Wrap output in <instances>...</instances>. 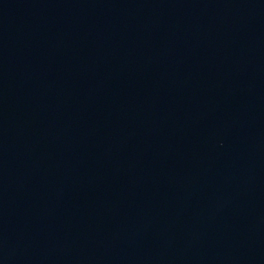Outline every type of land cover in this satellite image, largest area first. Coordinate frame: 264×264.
<instances>
[{"label": "water", "instance_id": "95a60500", "mask_svg": "<svg viewBox=\"0 0 264 264\" xmlns=\"http://www.w3.org/2000/svg\"><path fill=\"white\" fill-rule=\"evenodd\" d=\"M0 264H264V0H0Z\"/></svg>", "mask_w": 264, "mask_h": 264}]
</instances>
